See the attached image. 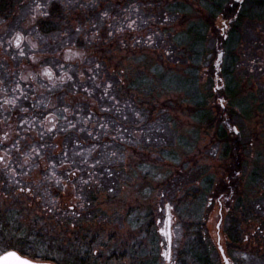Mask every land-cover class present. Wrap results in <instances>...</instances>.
Returning a JSON list of instances; mask_svg holds the SVG:
<instances>
[{
	"label": "rangeland",
	"instance_id": "374dc122",
	"mask_svg": "<svg viewBox=\"0 0 264 264\" xmlns=\"http://www.w3.org/2000/svg\"><path fill=\"white\" fill-rule=\"evenodd\" d=\"M20 2L14 3L13 21L3 38L14 46L22 35L23 56H50L53 49L33 30L34 18L49 16L50 5H63L72 20L64 31L77 29L68 47H77L81 40L86 51L78 46L67 59L72 62L63 63L55 77L63 81L66 98H74L70 89L77 82L72 63L82 62L85 68L96 58L99 68L106 69L104 77L119 78L126 88L125 101L134 110L127 117L139 122L137 113L144 111L138 124L143 127L129 134L126 145L115 147L120 151L111 164L112 181L102 189L98 184L91 192L84 190L82 197L78 190L85 181L89 186L88 177H75L69 185L63 174L71 167L62 165L56 173L61 181L47 186L44 176L35 173L37 160L9 158L0 148V257L30 251L38 258L30 261L39 264H123L124 254H140L145 243L147 258L157 259L156 264H199L183 252L193 226L205 238L207 248L201 249L208 264H224L219 246L234 264H264V0H246L241 11L232 0ZM192 27L203 31L194 40L203 43L200 61L185 45L183 51L178 46L184 40L180 35ZM41 65L54 68L49 59ZM194 76L198 82L188 79ZM4 80L2 76L1 84ZM141 84L146 86L138 88ZM216 90L224 91L221 101L214 97ZM194 95L208 99L210 121L201 122L192 107ZM72 103L82 102L79 98ZM46 104L39 103L47 115L40 122L48 132H59L51 117L58 110ZM1 128L0 143L12 141V130ZM89 167L76 166L73 173L91 175L95 168ZM220 199L231 200L223 204L222 214ZM168 217L173 231L170 256Z\"/></svg>",
	"mask_w": 264,
	"mask_h": 264
},
{
	"label": "trees",
	"instance_id": "16d2710c",
	"mask_svg": "<svg viewBox=\"0 0 264 264\" xmlns=\"http://www.w3.org/2000/svg\"><path fill=\"white\" fill-rule=\"evenodd\" d=\"M31 1L32 0H21L20 4L24 2L31 3ZM15 2L16 0H0V79L2 76L6 78L3 84H1L0 81V111H2V113H0V124L2 126L1 129H3L4 126L9 127L12 130L11 135L13 137L12 141L7 140L0 143V148L4 153H8L9 158L10 156L16 157L20 155L21 157H27L28 160H32V158L37 160V162L34 163V166H36L34 169L35 173H38L37 176H39V174L44 176L43 179L48 182L47 186H52L54 182L61 181L60 178L56 177V173H58L57 171L63 165L71 167V169L63 174L65 178L68 179L69 185L72 184V180L75 179V177L81 178V181L82 176L88 177L89 186L85 185L86 181L85 183H81L84 189L81 188L78 190L77 195L79 197H82V192L84 190L85 192L86 190L90 192L93 191L96 188L95 185L99 184V188L102 189L104 182L107 183L112 181H109L112 176V172L110 171L111 164L115 156L119 154L117 151H120L115 147H119L118 143L126 145L131 138L130 135L135 131L137 132L135 128L140 130L143 127H138V124L143 122L144 111L137 113L141 118L139 122L137 117H127L128 113H132L134 110H131L132 105L125 101L126 96L124 92H126V88L122 86L119 78H112L108 74L107 78H105L104 72L106 69L105 67L99 68V63L96 58L86 65L88 69H85L86 67H81V65L84 64L82 62L78 63V61H76L72 63V66L75 67L77 71L75 74L77 82L76 85L71 87L72 91L70 89L74 98L67 99L65 93L61 89L62 86H64L62 85L63 81L54 79V75L57 77L58 74H61L63 63L69 64L72 62V60L69 61L72 57L71 53L77 51L78 46V50L86 53V51L83 50L84 43L81 40L79 43L77 41V47H68L67 40L76 37L77 29L72 28L68 33L64 31L65 27L69 26L68 21L71 22L72 20L70 18L67 19L65 16V8L60 4L50 5L49 16L46 15L43 18L41 17L42 19L34 18L33 30L35 29L38 37H41L43 42L53 49L50 51V56L46 57L53 62L54 68L49 69L48 67H44V65L42 66L41 64L42 61L47 60L45 56L43 58L35 54L23 56L19 48L17 49L15 45L11 46L9 40L3 38V33L9 29L10 23L13 21L12 11ZM39 2L41 1H37L36 3L38 6L35 5L38 8L41 7ZM42 4L45 5L46 3L43 2ZM86 7L89 6L86 5ZM33 10H35V8L30 9L32 13ZM89 12H91L90 9ZM167 13L172 14V12ZM103 19H105V17ZM130 26H132V24H130ZM202 33L201 27H192L191 29H187L185 36L180 35L181 39L184 37V40L178 42V46L181 49L182 46L185 45L186 51L190 52V55H193L199 61L202 57L201 54L203 55L201 48L203 43H198V41L195 43L194 40L195 37H200ZM164 34H167V30H164ZM62 36H64V38H62ZM187 38H190V41L187 40ZM201 38L204 41L205 38ZM58 45L60 46L57 47ZM7 52L10 54L8 55ZM14 66H16V69H13ZM73 67L70 68L71 72ZM83 71H85V75H83ZM96 71H99L97 75L100 81L95 79L96 76L94 74ZM90 76L92 77L90 78ZM27 77H30V79H27ZM188 79H194L198 82L196 76ZM109 84L111 87H108ZM144 86L146 85H137L138 88ZM88 87L91 88L90 92ZM121 88L125 90L123 91ZM34 89L36 90L33 93ZM46 90H49V93ZM198 92L201 93L199 88ZM222 93H224V91L214 93L216 101L224 97ZM113 97H115V99H113ZM79 98L82 102L81 105L72 103ZM201 98L203 99L199 100L195 95L192 96V107L198 109L201 122L204 120L210 121L212 118H210L211 113L207 109L208 99H205V97ZM40 102H47L48 106L47 104L45 105L47 107H49V103H51L55 107V110H58L59 114L51 117L55 119L54 121L56 122L59 132H48L45 128V124L40 122L47 117L45 112L46 108L39 107ZM103 109H110V111L104 112ZM153 113L154 112L151 111V116ZM125 117H127V119H125ZM33 122H36L37 125L34 126V124H32ZM118 132H120L125 139L121 136L117 138L116 133ZM89 133L91 135H89ZM224 137H227V133L224 134ZM67 149L69 150L68 152H66ZM96 149H98V154L92 158L91 154L94 153ZM102 160L107 161L109 164L99 162ZM91 165H95V171L91 175H85L84 173L80 176H76V174H66L68 172H75L74 167L76 166L90 168L89 166ZM101 168H105L103 173H101ZM95 177L96 179L93 182ZM66 182L64 186H68ZM218 189L219 188L216 187L214 193H216ZM235 190L236 189L233 191ZM197 195L196 197L200 198L199 194ZM230 201L231 200L226 201V204H229ZM187 232L189 233L188 249L183 251L186 258L188 259V256H193L195 260H197V263L208 264V259L205 258L204 260L203 258L205 250L201 248L202 246H204V248L207 247L204 243L205 238L201 236L202 233L200 229H195L192 226ZM21 255L26 258L38 259L35 258L36 256L34 253L30 251L21 252ZM39 260L44 262L49 259L42 258Z\"/></svg>",
	"mask_w": 264,
	"mask_h": 264
},
{
	"label": "flooded vegetation",
	"instance_id": "af4514ba",
	"mask_svg": "<svg viewBox=\"0 0 264 264\" xmlns=\"http://www.w3.org/2000/svg\"><path fill=\"white\" fill-rule=\"evenodd\" d=\"M226 201H228V200H226ZM226 201L224 199H220V204H219L220 205V211H219L220 214H222L223 210L225 209V206L223 204H226L227 203ZM168 224H169V222L167 223V225ZM171 225H172V221H171ZM144 244L145 243H143L141 245L140 254H137V255H131L130 253L124 254L123 257L121 258L124 260L123 264H126V263H128V264H147L148 260L155 262V264H156L157 259H154V258L148 259L147 258V255L144 252L145 248L142 247V246H145ZM121 259H119V260H121ZM109 261H111V258H109Z\"/></svg>",
	"mask_w": 264,
	"mask_h": 264
},
{
	"label": "snow or ice",
	"instance_id": "6c2138e0",
	"mask_svg": "<svg viewBox=\"0 0 264 264\" xmlns=\"http://www.w3.org/2000/svg\"><path fill=\"white\" fill-rule=\"evenodd\" d=\"M108 87H111V85L109 84ZM113 99H115V97H113ZM118 103V101H117ZM104 112H108L110 111V109H103ZM125 119H127V117H125ZM103 127V126H102ZM89 135H91L89 133ZM4 157H0V160H3ZM93 168H95V165H93ZM67 175H74V173L68 172L66 173ZM23 191V189H21ZM30 191V189H29ZM4 264H33L32 261L27 260V259H23L21 258L17 253L12 252L9 253L7 257H5L4 259Z\"/></svg>",
	"mask_w": 264,
	"mask_h": 264
},
{
	"label": "water",
	"instance_id": "95a60500",
	"mask_svg": "<svg viewBox=\"0 0 264 264\" xmlns=\"http://www.w3.org/2000/svg\"><path fill=\"white\" fill-rule=\"evenodd\" d=\"M236 3H239V4H243V2L245 1V0H234ZM223 54H221V56H222ZM221 56H220V59H221ZM170 244H171V242H170ZM9 253H12V252H8V253H6V254H4L2 257H0V264H4V259H5V257H7L8 256V254ZM16 253V252H15ZM221 253H222V255H223V258H224V261H225V264H230L229 263V261L227 260V258L225 257V255H224V251L221 249ZM19 255V254H18ZM20 256V255H19ZM21 257V256H20ZM22 258V257H21ZM23 259H25V258H23ZM33 264H39V263H34L33 262Z\"/></svg>",
	"mask_w": 264,
	"mask_h": 264
}]
</instances>
